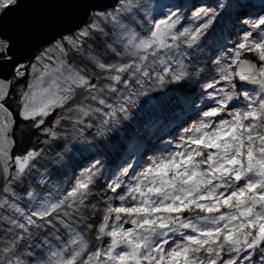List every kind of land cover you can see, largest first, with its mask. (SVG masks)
Wrapping results in <instances>:
<instances>
[{"label":"snow or ice","instance_id":"1","mask_svg":"<svg viewBox=\"0 0 264 264\" xmlns=\"http://www.w3.org/2000/svg\"><path fill=\"white\" fill-rule=\"evenodd\" d=\"M0 264H264V0H0Z\"/></svg>","mask_w":264,"mask_h":264},{"label":"trees","instance_id":"2","mask_svg":"<svg viewBox=\"0 0 264 264\" xmlns=\"http://www.w3.org/2000/svg\"><path fill=\"white\" fill-rule=\"evenodd\" d=\"M153 108L144 111L136 119L135 123L125 122L117 133L109 134L111 138L103 149V154L107 157L108 161L119 162V159L127 153L128 143L135 142L148 134L149 119L147 118L151 117L149 114L152 112L149 110ZM75 162H77L76 159Z\"/></svg>","mask_w":264,"mask_h":264},{"label":"water","instance_id":"3","mask_svg":"<svg viewBox=\"0 0 264 264\" xmlns=\"http://www.w3.org/2000/svg\"><path fill=\"white\" fill-rule=\"evenodd\" d=\"M93 3L97 4H108L111 0H92ZM22 8H27L31 6V0H21Z\"/></svg>","mask_w":264,"mask_h":264},{"label":"rangeland","instance_id":"4","mask_svg":"<svg viewBox=\"0 0 264 264\" xmlns=\"http://www.w3.org/2000/svg\"><path fill=\"white\" fill-rule=\"evenodd\" d=\"M192 2H195V3H198V4H206V2L204 0H192Z\"/></svg>","mask_w":264,"mask_h":264}]
</instances>
